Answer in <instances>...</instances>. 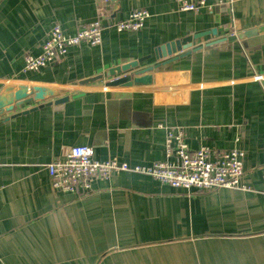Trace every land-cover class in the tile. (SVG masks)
Here are the masks:
<instances>
[{
    "label": "crops",
    "instance_id": "obj_1",
    "mask_svg": "<svg viewBox=\"0 0 264 264\" xmlns=\"http://www.w3.org/2000/svg\"><path fill=\"white\" fill-rule=\"evenodd\" d=\"M138 8L150 13L139 30L109 26ZM99 17L100 44L81 42L24 70L54 24L75 34ZM263 25L264 0H209L199 11L178 0H0V89L45 85L69 97L0 117V264H264V43H210ZM213 27L229 31L194 39L191 49L202 47L160 65L151 84L107 76ZM167 129L183 131L191 149H243L248 188L188 191L133 171L97 178L85 193L52 185L46 164L71 146L130 165L172 160Z\"/></svg>",
    "mask_w": 264,
    "mask_h": 264
},
{
    "label": "built area",
    "instance_id": "obj_2",
    "mask_svg": "<svg viewBox=\"0 0 264 264\" xmlns=\"http://www.w3.org/2000/svg\"><path fill=\"white\" fill-rule=\"evenodd\" d=\"M209 0H178L184 11H199ZM150 13L145 8L132 10L129 16L110 24L118 31L139 30L144 26ZM104 24L101 17L81 26L75 34L66 33L60 24L52 26L40 51L25 54L24 70H39L65 56L69 47L86 42L98 45L102 42ZM116 80V79H115ZM167 156L172 160L151 165H130L117 158L98 160L88 145L66 148L60 158L46 164L52 185L56 190L77 193L89 192L97 178H108L122 171H133L150 175L174 188L214 190L220 188L247 189L242 182L244 175V151L239 147L219 149L201 145L191 149L183 131L167 129Z\"/></svg>",
    "mask_w": 264,
    "mask_h": 264
},
{
    "label": "water",
    "instance_id": "obj_3",
    "mask_svg": "<svg viewBox=\"0 0 264 264\" xmlns=\"http://www.w3.org/2000/svg\"><path fill=\"white\" fill-rule=\"evenodd\" d=\"M224 30L229 31V28L213 27L210 30L198 32L194 35H189L182 40L167 43L165 46L156 48L154 53L150 56H146L144 58H140L138 60L111 68L108 71L107 76L111 77L123 74L121 78L115 80V82L118 83L124 81L130 85L135 86L151 84L153 82V71L160 65L184 57L191 53L192 50H197L202 47L199 46L191 49L194 39L211 34L216 36L218 32H222ZM224 40H240L246 47H254L260 45L264 43V25L250 28L238 33H231L228 36L218 38L210 43L221 42ZM178 52L181 54H177ZM172 54L177 55L168 58L162 63L143 66V62L150 57L160 59ZM101 79H103V74L84 79L82 83L95 82ZM60 94V90L53 86L7 84L0 89V117L9 114L5 119H9L11 117L14 118L42 108L44 105L61 103L68 100V96H60ZM31 101H41V103L37 106H33L19 112H13L15 108Z\"/></svg>",
    "mask_w": 264,
    "mask_h": 264
}]
</instances>
